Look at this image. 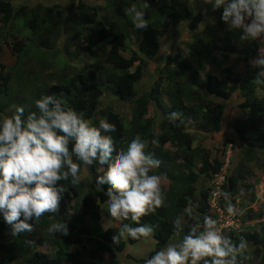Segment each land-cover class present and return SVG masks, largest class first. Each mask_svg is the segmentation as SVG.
<instances>
[{
    "label": "trees",
    "instance_id": "16d2710c",
    "mask_svg": "<svg viewBox=\"0 0 264 264\" xmlns=\"http://www.w3.org/2000/svg\"><path fill=\"white\" fill-rule=\"evenodd\" d=\"M17 1L0 0V118L13 115L17 106L25 108L26 117L38 111L36 100L54 95L65 107L83 113L95 125L104 118L114 124L116 132L111 135L118 145L117 156L139 135L148 142L146 151L161 162L150 174L160 175L172 184L168 193L163 192L162 206L141 218L142 224L155 226V247L148 258L176 238L182 242L191 228L197 223L202 225L208 216L211 189L205 187V182L223 169V162L197 142L194 132L219 133L228 101L239 95L243 99L239 108L247 117L233 121V130L245 156H252L256 146L264 156V99L259 97V90L264 94V77L257 80L259 69L249 67L245 74L223 69L219 77L204 73L207 63L216 62V53L227 58L238 51L229 35L220 37L223 32L231 33L230 26L222 20L223 9L196 11L185 0H102V5L91 0H69L67 5L52 6L15 4ZM132 4L145 12L150 26L147 32L137 30L133 17L127 15ZM212 14L215 23L210 20ZM182 24L190 35L186 50L176 46L174 53L161 56L167 27L176 30ZM62 38L67 43L82 41V54L88 60L86 69L66 63L58 45ZM257 50L256 44H249L246 58ZM152 63H158L157 69L150 91L145 92L139 84ZM107 95L131 103L130 120L126 122L112 104L100 106ZM152 104L159 113L157 117L149 116ZM172 112L182 116L171 120ZM152 139L158 143L153 145ZM84 168L91 177L79 179L76 186L70 180L60 182L65 194L59 211L45 213L32 232L13 237L10 226L0 217V250L12 256L1 264H95L104 254L110 255L113 264H119L114 261L117 255L142 239L125 236L117 243L113 241L122 223L111 218L118 226L103 227L101 206L106 204L110 189L107 185L97 187L95 180L96 171L102 168L104 175L107 165L88 166L81 162V171ZM246 173L249 170L240 163L222 189L235 192L237 181L245 180ZM72 202L77 209L81 206L76 215L61 207ZM177 217L183 221L179 234L174 228ZM61 222L67 225L69 235L47 232L50 225ZM123 223L137 226L132 221ZM241 238L248 242L246 254L250 257L243 264H264V233L230 234L234 243ZM46 245L52 247L50 253L39 250Z\"/></svg>",
    "mask_w": 264,
    "mask_h": 264
},
{
    "label": "clouds",
    "instance_id": "9594fccd",
    "mask_svg": "<svg viewBox=\"0 0 264 264\" xmlns=\"http://www.w3.org/2000/svg\"><path fill=\"white\" fill-rule=\"evenodd\" d=\"M204 2L211 4L214 11L223 9L222 20L231 29L242 30V40L264 41V0ZM127 15L133 17L137 30H149L145 12L137 10L135 4L128 8ZM250 63L259 69L260 81L264 77V47ZM35 108L38 111L25 117V108L17 106L13 115L0 118V217L10 226L11 235L32 232L45 213L59 211L65 194V186L60 182L70 180L73 186L78 185L82 162L88 166L107 165L105 174L96 177V184L110 189L107 213L122 223L113 241L117 243L125 236L135 240L151 237L155 226L142 224L141 218L160 208L164 195L162 177L150 174L161 162L146 151L148 142L137 135L117 156L118 145L111 135L116 126L107 118L95 125L83 113L65 107L54 95L36 100ZM181 116L172 112L169 119ZM151 143L156 145L158 141L152 139ZM222 195L227 203L226 212L235 215L230 194ZM182 225V218L177 217L174 221L177 234L183 231ZM47 232L54 236L69 235L63 222L50 225ZM247 246L243 238L234 243L222 232L218 221L206 215L203 224H195L181 243L167 245L146 258L144 264H243L250 259Z\"/></svg>",
    "mask_w": 264,
    "mask_h": 264
},
{
    "label": "rangeland",
    "instance_id": "374dc122",
    "mask_svg": "<svg viewBox=\"0 0 264 264\" xmlns=\"http://www.w3.org/2000/svg\"><path fill=\"white\" fill-rule=\"evenodd\" d=\"M191 7L196 11H204L209 7H213L211 4H207L204 0H185ZM69 0H19L15 4H42L47 6L67 5ZM90 3L95 5H102V0H91ZM212 23H215V15L210 16ZM168 25V24H167ZM171 27V26H170ZM167 27L166 33L164 34L163 40L161 42L160 55L164 56L166 54L174 53L176 46H182L183 50H186L185 43L190 40L189 32L185 28V25L179 26L176 30H172ZM230 34L222 33L220 37L225 36L230 37L231 42L236 47L237 54L230 55L227 58H222L218 53L215 54L217 59L215 63H207L204 68V73L208 72L219 77L223 69L232 70L234 73H243L252 67L251 61L256 59L258 56V50L264 47V41L262 40H242L243 31L240 29H231ZM66 39H60L58 45L60 47V52L64 57L66 63L70 67H77L78 69L87 68V59L82 54V48L84 45L82 41H70L67 43ZM254 43L258 46V50L251 58L247 59L245 55V50L247 46ZM158 63H152L147 71H145L142 77L139 89L145 92L150 91L153 84V76L156 72ZM38 67V62L35 63ZM53 67L51 66V69ZM1 69V68H0ZM37 69V68H36ZM50 71V70H49ZM259 97L264 99V94L259 90ZM1 100V99H0ZM163 103H167L166 98L162 99ZM243 102V99L236 95L230 101H228L225 111V116L223 120V126L219 133L213 134H196L194 136L198 143L202 144L206 149L210 150L213 157L223 162V169L219 175L206 180L205 187L211 189L210 204L211 209L208 216L216 219L218 221V226L221 227L222 232L229 236L230 234H240L244 231L264 233V156L262 150L256 146L255 152L252 156H245L244 150L242 148L236 133L233 130L232 122L236 119L246 118V112L239 108V104ZM2 104V103H0ZM108 104H112L113 107L121 113V116L126 119V122L131 118L132 105L131 103H122L117 101V99L111 95H107L102 101L100 106L105 107ZM159 113L156 111L155 106L152 104L149 107V116L157 117ZM125 122V124H126ZM123 124V123H122ZM123 124V126L125 125ZM191 125L190 128H192ZM169 148V146H166ZM240 163L249 173H246L245 180H238L237 190L235 192H228L230 194L231 203L235 206L236 214L229 215L226 212L227 203L223 198L222 193L225 189L222 186L225 184L227 177L232 175V172L238 167ZM104 173V169L99 168L96 171L97 176H101ZM80 179H89L91 175L89 171L84 168L78 174ZM96 176V177H97ZM95 177V178H96ZM96 180V179H95ZM248 186H252L249 188ZM162 191L168 193L171 190L172 184L168 180L162 179ZM216 196V201L213 203V199ZM65 207L64 211H67L70 215H76L81 206L77 209L75 203H63L61 207ZM60 209V206H59ZM108 204H103L101 206V217L102 225L105 229L109 227H117L118 224L113 222L110 215L107 213ZM181 240L176 238L173 240V244H179ZM155 241L153 235L149 238H142L139 242L134 245H127L126 250L123 253L117 255L114 261L119 264H139L137 261L145 260L148 258L149 253L154 249ZM43 253H50L52 247L46 245L39 249ZM11 256L10 252H4L0 250V264L7 257ZM12 258V256H11ZM15 262V261H13ZM95 264H113V259L109 254H104L102 260H97Z\"/></svg>",
    "mask_w": 264,
    "mask_h": 264
},
{
    "label": "built area",
    "instance_id": "2783aa9c",
    "mask_svg": "<svg viewBox=\"0 0 264 264\" xmlns=\"http://www.w3.org/2000/svg\"><path fill=\"white\" fill-rule=\"evenodd\" d=\"M216 195H217V194H215V197H214V199H213V203L216 201V197H217Z\"/></svg>",
    "mask_w": 264,
    "mask_h": 264
}]
</instances>
